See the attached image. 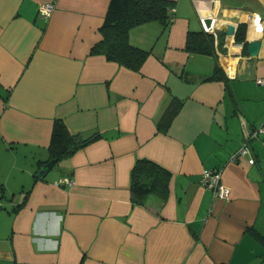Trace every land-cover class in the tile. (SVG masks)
Segmentation results:
<instances>
[{
	"label": "crops",
	"instance_id": "obj_1",
	"mask_svg": "<svg viewBox=\"0 0 264 264\" xmlns=\"http://www.w3.org/2000/svg\"><path fill=\"white\" fill-rule=\"evenodd\" d=\"M169 1L165 31L156 21L129 31L152 49L133 71L90 54L109 0H0V201L11 195L0 264H264V133L235 156L245 129L264 126V38L253 57L219 40L212 55L186 49L197 9L246 30L264 0ZM43 3L55 5L46 19ZM215 63L226 79L205 81ZM55 120L99 137L39 180ZM138 159L171 173L164 203H132ZM211 169L227 199L200 184ZM62 177L75 185L55 186Z\"/></svg>",
	"mask_w": 264,
	"mask_h": 264
},
{
	"label": "trees",
	"instance_id": "obj_2",
	"mask_svg": "<svg viewBox=\"0 0 264 264\" xmlns=\"http://www.w3.org/2000/svg\"><path fill=\"white\" fill-rule=\"evenodd\" d=\"M173 2L169 0H109L104 21L99 29L101 40L93 45L90 54L103 55L107 60L118 63L133 71H139L151 54L152 49H143L133 45L129 40V31L148 22H159L165 31L174 20ZM245 28L238 27L235 39L243 41ZM223 35L218 40L223 42ZM214 38L203 32L189 33L186 49L195 53L212 55ZM247 46H244V49ZM226 78L217 63L211 76L205 81ZM95 135L82 138L69 132L62 120L53 123L48 152L51 159L60 160L71 156L78 149L97 139ZM55 164V165H56ZM171 173L149 159H138L130 171V196L135 205L145 206L153 197L164 203L169 195ZM0 186V193L3 191Z\"/></svg>",
	"mask_w": 264,
	"mask_h": 264
},
{
	"label": "built area",
	"instance_id": "obj_3",
	"mask_svg": "<svg viewBox=\"0 0 264 264\" xmlns=\"http://www.w3.org/2000/svg\"><path fill=\"white\" fill-rule=\"evenodd\" d=\"M214 1L216 0H212L213 4L215 3ZM54 9V3H43L39 6L38 13L42 18L46 19L51 15ZM197 12L199 15L200 29L203 32L212 35L214 40H218V34L222 30L221 26L225 23V21H219L218 16L213 13L212 9H197ZM235 26H237L238 28V25ZM247 31L249 32L248 34ZM262 38H264V17L260 16L259 14H252L249 20V24L247 25V28L245 30L244 40L236 41L235 36H225L223 39V47L226 51V54L228 52L230 54H240L241 50H243L244 46L248 42L260 41ZM230 44L235 50L229 51ZM255 81L257 84L264 85V78H256ZM259 133H264V126H260L259 128L254 130L245 129L244 142L235 156L239 157L241 154H243L246 150L247 142L250 139L257 138ZM200 184L204 188L210 190L214 198L224 200L229 196V189L223 183L222 173L220 170L211 169L203 171L201 174ZM54 185L73 187L75 185V181L69 177H62L57 182H55Z\"/></svg>",
	"mask_w": 264,
	"mask_h": 264
},
{
	"label": "water",
	"instance_id": "obj_4",
	"mask_svg": "<svg viewBox=\"0 0 264 264\" xmlns=\"http://www.w3.org/2000/svg\"><path fill=\"white\" fill-rule=\"evenodd\" d=\"M222 31L224 32L225 36L230 37V36H235L237 32V26H235L232 23H227L225 22L221 26ZM249 32L247 31V34ZM261 45V41H252L248 42L246 44L247 46V54L251 57L256 56L259 48ZM257 129V128H256ZM254 130V129H253ZM56 164V159H51L45 163H43L38 170L36 171L35 177L39 180L43 179L46 174L53 168V166Z\"/></svg>",
	"mask_w": 264,
	"mask_h": 264
},
{
	"label": "rangeland",
	"instance_id": "obj_5",
	"mask_svg": "<svg viewBox=\"0 0 264 264\" xmlns=\"http://www.w3.org/2000/svg\"><path fill=\"white\" fill-rule=\"evenodd\" d=\"M10 181H11L10 182L11 184L9 183V185H11L12 188L16 189L17 188V182L15 180H12V179H10ZM6 200L7 201H5L4 199H2L0 202H2V204H4V206L8 208V203L11 200V195H6Z\"/></svg>",
	"mask_w": 264,
	"mask_h": 264
}]
</instances>
